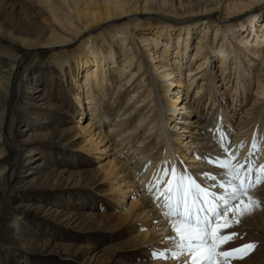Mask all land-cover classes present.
<instances>
[{"label": "bare ground", "instance_id": "obj_1", "mask_svg": "<svg viewBox=\"0 0 264 264\" xmlns=\"http://www.w3.org/2000/svg\"><path fill=\"white\" fill-rule=\"evenodd\" d=\"M263 6L0 0V264H192L158 200L264 159ZM243 200L220 264H264V184Z\"/></svg>", "mask_w": 264, "mask_h": 264}, {"label": "snow or ice", "instance_id": "obj_2", "mask_svg": "<svg viewBox=\"0 0 264 264\" xmlns=\"http://www.w3.org/2000/svg\"><path fill=\"white\" fill-rule=\"evenodd\" d=\"M222 151L225 156L229 154V146L227 144L221 145ZM210 159V158H209ZM222 168H227L228 165H222ZM236 173L232 176L231 182L234 186L230 189L221 185L224 194L219 196L217 202L223 203V207H213L207 200H202L199 195L196 196V202L201 203V208L197 210L196 217L193 218L191 208L188 207V198L192 194L191 189H186L183 179L176 181L175 189L171 187V181H169V187L165 190V194L171 195L173 191L177 193V215L180 217V226L178 230V236L180 239V246L182 250L187 251L189 258L192 259V264H220L219 257L224 258H243L246 254V250H251L254 245L247 244L238 249H224L222 245L230 242L234 239L236 234L224 233L222 229L230 227L228 223H218L229 211L235 209L240 211L238 204H243L245 210H250L251 205L244 204V196L249 191L252 181L257 180L256 169L251 166L235 165ZM173 175L175 169L172 170ZM167 174V170L165 169ZM260 173L264 174V166H261ZM181 205H183V212L180 211ZM206 205V207H205ZM193 207L195 204L193 203ZM187 213L184 215L183 213ZM203 212V218L200 213ZM243 214V212L241 213ZM187 244V248L184 249L183 245ZM239 253V255H236ZM155 255V254H154Z\"/></svg>", "mask_w": 264, "mask_h": 264}, {"label": "rangeland", "instance_id": "obj_3", "mask_svg": "<svg viewBox=\"0 0 264 264\" xmlns=\"http://www.w3.org/2000/svg\"><path fill=\"white\" fill-rule=\"evenodd\" d=\"M167 1H169V0H167ZM259 20L261 21V23H259L258 25H260L261 24V26H264L263 24H264V21H263V19H264V6L261 8V12L259 13ZM215 18L216 17H218V16H216V14H215V16H214ZM141 18L142 19H145V16H141ZM213 20H214V18H212ZM250 24H251V22L250 21H248V25H247V29H248V31H249V28L248 27H250ZM256 26H257V24H256ZM209 34H210V32H209ZM253 36H251V38H252ZM118 40H121V39H118ZM229 42V41H228ZM263 53H264V51H263ZM37 58V57H36ZM47 58V55H42V56H38V58H37V60H44V59H46ZM33 60V59H32ZM32 60H31V62H32ZM188 60V59H187ZM186 60V61H187ZM256 69H258V66L256 67ZM256 73V71L254 70V74ZM179 76H177V77H174V78H176V79H179V78H181V79H183V80H186L188 77H187V72H186V70H184L183 69V72L181 73V75H180V77L178 78ZM157 79V78H156ZM156 82H157V80H156ZM158 82H159V80H158ZM159 85H160V83H158ZM161 86V85H160ZM127 95H128V93H127ZM123 102H126V100L124 99L123 100ZM86 118H89L88 116H86ZM178 120V119H177ZM264 121V119H262V122ZM80 123V124H79ZM78 124L79 125H83L84 126V124L83 123H85V120H83V121H81V122H79ZM77 124V123H76ZM259 124V123H258ZM257 124V125H258ZM260 125V124H259ZM173 131H175V129L173 130ZM188 162V161H187ZM97 164H95L94 166H96ZM29 171V170H28ZM23 172L24 173H26L27 171H26V169H24L23 170ZM115 212H118V211H115ZM6 221V220H5Z\"/></svg>", "mask_w": 264, "mask_h": 264}]
</instances>
